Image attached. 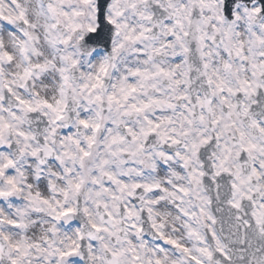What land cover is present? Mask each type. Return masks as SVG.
Returning <instances> with one entry per match:
<instances>
[{
  "label": "snow or ice",
  "instance_id": "1",
  "mask_svg": "<svg viewBox=\"0 0 264 264\" xmlns=\"http://www.w3.org/2000/svg\"><path fill=\"white\" fill-rule=\"evenodd\" d=\"M0 264H264V0H0Z\"/></svg>",
  "mask_w": 264,
  "mask_h": 264
}]
</instances>
